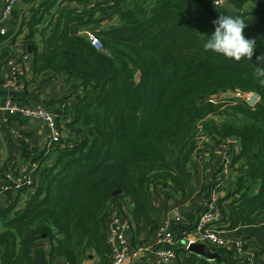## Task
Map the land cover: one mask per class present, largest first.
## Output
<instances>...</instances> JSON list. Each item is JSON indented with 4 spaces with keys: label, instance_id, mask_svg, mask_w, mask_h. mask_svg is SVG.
Listing matches in <instances>:
<instances>
[{
    "label": "trees",
    "instance_id": "1",
    "mask_svg": "<svg viewBox=\"0 0 264 264\" xmlns=\"http://www.w3.org/2000/svg\"><path fill=\"white\" fill-rule=\"evenodd\" d=\"M56 1L35 3L9 43L25 27L31 72L67 78L71 91L58 102L71 121L67 137L48 150L51 163L37 170L34 192L14 191L0 209V264H37L39 240L49 242V261L82 264L93 253L107 264L109 205L124 216L128 202L134 236L153 232L161 219L153 190L170 189L180 202L193 197L200 175L194 156L232 136L221 221L264 264V60H257L264 56V0H227L229 8L213 0H100L90 8L91 0ZM220 15L246 22L244 35L256 41L251 59L205 50ZM102 21L108 24L97 36L107 53L79 34ZM225 93L257 101L211 100ZM207 262L190 253L178 264Z\"/></svg>",
    "mask_w": 264,
    "mask_h": 264
},
{
    "label": "built area",
    "instance_id": "2",
    "mask_svg": "<svg viewBox=\"0 0 264 264\" xmlns=\"http://www.w3.org/2000/svg\"><path fill=\"white\" fill-rule=\"evenodd\" d=\"M21 1L0 0V36L5 38L8 35L13 21V14ZM62 1L57 0L58 3ZM91 1L88 4L89 6H87L88 8L100 0ZM213 2L216 6L229 8L227 0H213ZM107 24V21H102L99 26L84 28L79 31V34L84 35L93 48L107 53V50L103 47L97 36V33L104 29ZM22 42V37H16L14 42L10 44L8 52L3 59V67L8 73L2 84V89L6 94L0 111L7 115H20L23 118L37 120L46 124L45 150L47 153L45 154V160H49L46 158L48 150L64 138L63 132L67 131L66 127L71 119L63 116L64 109L67 108V105L64 103H58L54 107L49 108L42 104H24L14 99L12 95L13 87L18 86L27 77V71L22 62L30 56ZM250 96L254 97L257 101L256 96ZM246 102H250L249 104L254 103L252 101ZM13 133L16 137H20L17 131L13 130ZM203 141L206 140L204 137H201L198 142L200 148ZM226 142V144H222L220 147L204 151L197 158V155L194 156V160L199 167V179L200 177L202 179L208 178L209 180L207 181H210L212 186L206 188L207 198L200 211L195 214L192 223L189 221L187 214L180 211V196L174 195L172 196V208L163 216L155 230L146 234L140 240V243L133 244L129 240L131 222L130 215L126 216V205L122 204V208L125 210L124 216L113 203L109 205L105 224L106 243L110 248L107 264H126L130 258L133 260L132 264H139L145 261L152 264H178L180 263L178 250L179 252H187L189 246L194 243L205 244L209 250L218 254L222 250L231 252L232 259H230V264H258L255 253L247 247V241L243 236L236 233L237 228L230 229L227 223L221 221L222 214L219 207L220 191L226 181L230 179L231 160L233 158V153L228 144L231 141L227 140ZM60 147L64 148L65 145L61 144ZM215 149L220 150L218 158L210 161L209 154L214 153ZM43 164L40 160L21 163L18 167L20 170L18 177H14L9 172H4L1 176L0 191L27 189L30 192L28 195L32 194L38 181L37 170ZM49 164L47 163V165ZM158 188L159 190L156 191L158 193L153 191L155 195L166 191L162 186ZM27 197L23 195L24 199ZM23 205L22 203L17 208H21ZM191 224L192 226H190ZM177 227L179 229L176 230ZM140 254H145L146 256L139 259ZM45 264L70 263L65 259L49 261L47 257V260L45 258Z\"/></svg>",
    "mask_w": 264,
    "mask_h": 264
},
{
    "label": "crops",
    "instance_id": "3",
    "mask_svg": "<svg viewBox=\"0 0 264 264\" xmlns=\"http://www.w3.org/2000/svg\"><path fill=\"white\" fill-rule=\"evenodd\" d=\"M40 0H22L19 5L16 7L13 14V21L10 26V30L7 36H0V103L4 102V90H2V84L4 79L7 77L8 71L3 67V59L6 56L10 43H6V39L13 34L17 27L18 18L20 14L29 7L33 2L38 3ZM54 10V9H53ZM24 13V12H23ZM28 12L23 14V18L28 16ZM47 19L50 18V15L46 16ZM50 29V28H49ZM28 33V30L23 27L22 34L18 37H24ZM39 39V36L37 37ZM39 50L42 48L41 44H38ZM30 55V54H29ZM25 70L27 71V77L23 80L18 86L13 87L12 95L16 101L21 103H39L43 105H52L55 102L59 103L58 100L65 98L70 93V83L65 76L54 75L52 72H45L40 75H34L31 72L32 67V55L25 58L22 62ZM3 114H0V119H3ZM13 130L17 131L20 134V137H16L13 133ZM0 132L3 137V141L8 147L9 158L7 163L0 170V184L1 176L4 172L11 173L14 177L20 175V170L18 169L21 163L35 162L40 160L43 163H51L54 156L45 161V136L47 133L46 124L32 119L23 118L20 115H11L6 116L4 121L0 122ZM63 137H67V133L63 132ZM2 156V153H1ZM1 158V157H0ZM49 158V157H48ZM199 179V177H198ZM202 178L200 177L198 182L193 181L192 184L195 187V193L193 197L188 200L181 202V211L187 214L189 221L192 223L194 221L195 214L198 213L203 206L206 198L207 192L205 191V186L199 187L198 184ZM229 182L226 181L225 185L222 186V189ZM159 190H153L156 192ZM152 192L153 205L159 209L160 215L163 216L169 208H172V191L166 189V191L155 195ZM170 192V194H168ZM220 195L223 194V190L220 191ZM158 193V192H156ZM16 192L12 189L9 191L1 192L0 191V209L8 205L9 197L15 196ZM126 206H129L128 202L125 203ZM127 210L129 208L127 207ZM169 211V210H168ZM195 211V212H194ZM132 226V224H131ZM179 229L178 227L176 230ZM145 236L144 233L139 234L138 236L133 235V229L129 234V240L131 243L136 244L139 242V239H143ZM40 245L42 244V250L44 252V257L47 260L49 255V242L46 240H40ZM34 249V248H31ZM184 254V251H180L179 262L181 263L185 256H188L190 253ZM218 260L208 261L205 264H230V259L226 257V253L219 255ZM82 264H100L99 258L95 254H90L87 260H84Z\"/></svg>",
    "mask_w": 264,
    "mask_h": 264
},
{
    "label": "clouds",
    "instance_id": "4",
    "mask_svg": "<svg viewBox=\"0 0 264 264\" xmlns=\"http://www.w3.org/2000/svg\"><path fill=\"white\" fill-rule=\"evenodd\" d=\"M212 23L214 31L209 34L204 43L205 50L222 54L237 61L242 58H252L256 41L244 35L246 22L242 18L220 15ZM257 60H264V56H257Z\"/></svg>",
    "mask_w": 264,
    "mask_h": 264
},
{
    "label": "water",
    "instance_id": "5",
    "mask_svg": "<svg viewBox=\"0 0 264 264\" xmlns=\"http://www.w3.org/2000/svg\"><path fill=\"white\" fill-rule=\"evenodd\" d=\"M34 5H35V2H33L29 7H27L25 10H23V12L26 13ZM23 12L20 14V16L18 18V23H17V27H16L15 31L13 32V34L11 36H9L6 39V43L9 42L11 39H13L17 35V33L21 27V24H22L23 14H24ZM226 95H227V97H230V94H226ZM0 139H1V146H2V157L0 159V168H1L6 164L8 157H9V153H8V149H7L6 144L2 139L1 132H0ZM229 140L231 142H235L237 140V138L235 136H232L229 138ZM117 193H119V192L117 191L114 194H117ZM188 252L193 254V255H196V256L204 259V260H207V261H213V260L219 259L218 253L212 252L211 250H209V248L205 244H202V243L191 244L188 248ZM37 264H45L44 258L39 257L37 259Z\"/></svg>",
    "mask_w": 264,
    "mask_h": 264
},
{
    "label": "rangeland",
    "instance_id": "6",
    "mask_svg": "<svg viewBox=\"0 0 264 264\" xmlns=\"http://www.w3.org/2000/svg\"><path fill=\"white\" fill-rule=\"evenodd\" d=\"M57 2V1H56ZM57 6H58V4H57ZM3 90V89H2ZM5 92H4V94H3V97L5 96ZM226 94H230V97H227V95ZM233 98H235V100H242V101H252V102H255L256 101V99L254 98V97H251L249 94H247V95H244V94H231V93H225V94H223V95H219V96H212L211 97V100L213 101V102H215V103H218V102H222V100L224 99H233ZM15 99V98H14ZM232 101H234V100H232ZM247 103H250V102H247ZM3 105V103L1 104L0 103V108H1V106ZM0 114H3V115H5V116H3V119H0V122L1 121H4L5 120V118H6V116H11V115H7V114H4L2 111H0ZM13 116V115H12ZM2 139H3V137H2ZM0 143H1V139H0ZM227 142L226 141H223L222 142V144H226ZM6 144V143H5ZM7 146V145H6ZM7 149H8V147H7ZM219 152H220V150L219 149H215L214 150V153H211V154H209L210 155V161H212L213 159H217L218 158V155H219ZM2 153V152H1ZM47 155H49V153L47 154ZM2 157V156H1ZM197 157H199L198 155L196 156V158ZM1 159V158H0ZM207 180H209L208 178L206 179V178H203L198 184H200L199 185V187H200V189H201V187H203V186H205V188H209V187H211L212 186V183L210 182V181H207ZM198 181H199V179H198ZM206 182H208L207 184H206ZM183 201L184 200H182L181 199V202L183 203ZM179 205H180V211H181V203H179ZM168 210H170V208L168 209ZM166 211V212H164L163 214L165 215L166 213H168L169 211ZM195 212V211H194ZM163 215V216H164ZM163 216H161V219L163 218ZM160 219V220H161ZM186 219V218H185ZM160 222V221H159ZM190 226H192V224L190 225ZM157 227V226H156ZM131 231H132V226H131ZM39 242H41L40 240L35 244V246H38L39 248H41L42 249V244L40 245V243ZM42 242H43V240H42ZM141 241H140V239H139V242L138 243H140ZM49 250H50V247H49ZM179 251V250H178ZM188 252V251H187ZM187 252H184V254L186 255V254H188ZM144 256H146L145 254H140V256H139V259L141 258V257H144ZM87 260V259H86ZM133 263V260L130 258L128 261H127V263L126 264H132ZM139 264H152V263H148L147 261H145V262H142V263H139Z\"/></svg>",
    "mask_w": 264,
    "mask_h": 264
},
{
    "label": "bare ground",
    "instance_id": "7",
    "mask_svg": "<svg viewBox=\"0 0 264 264\" xmlns=\"http://www.w3.org/2000/svg\"><path fill=\"white\" fill-rule=\"evenodd\" d=\"M46 153H47V151L45 150L43 154L45 155Z\"/></svg>",
    "mask_w": 264,
    "mask_h": 264
}]
</instances>
